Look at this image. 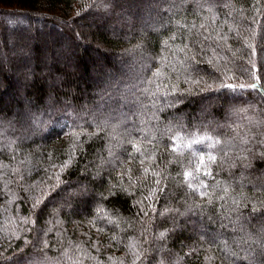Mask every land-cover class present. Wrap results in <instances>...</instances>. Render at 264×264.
Wrapping results in <instances>:
<instances>
[{"label":"trees","instance_id":"trees-1","mask_svg":"<svg viewBox=\"0 0 264 264\" xmlns=\"http://www.w3.org/2000/svg\"><path fill=\"white\" fill-rule=\"evenodd\" d=\"M0 264H264V0H0Z\"/></svg>","mask_w":264,"mask_h":264},{"label":"rangeland","instance_id":"rangeland-1","mask_svg":"<svg viewBox=\"0 0 264 264\" xmlns=\"http://www.w3.org/2000/svg\"><path fill=\"white\" fill-rule=\"evenodd\" d=\"M174 3H176V1ZM163 9H164V11L167 10V11H170L171 12V10H170V8L168 6H165V8H163ZM163 9H161V10H163ZM215 105H217V104L215 103ZM260 108L262 109V105L260 106Z\"/></svg>","mask_w":264,"mask_h":264},{"label":"snow or ice","instance_id":"snow-or-ice-1","mask_svg":"<svg viewBox=\"0 0 264 264\" xmlns=\"http://www.w3.org/2000/svg\"><path fill=\"white\" fill-rule=\"evenodd\" d=\"M229 87H233L232 85H229ZM242 87V86H241Z\"/></svg>","mask_w":264,"mask_h":264}]
</instances>
